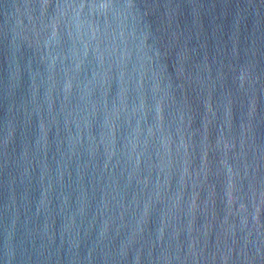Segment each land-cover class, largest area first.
<instances>
[{
  "label": "water",
  "instance_id": "obj_1",
  "mask_svg": "<svg viewBox=\"0 0 264 264\" xmlns=\"http://www.w3.org/2000/svg\"><path fill=\"white\" fill-rule=\"evenodd\" d=\"M0 264H264V0H0Z\"/></svg>",
  "mask_w": 264,
  "mask_h": 264
}]
</instances>
